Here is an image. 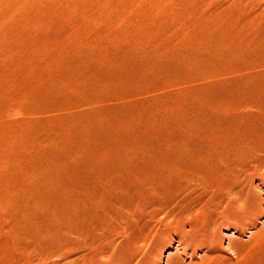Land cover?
I'll return each instance as SVG.
<instances>
[{
	"label": "rangeland",
	"instance_id": "obj_1",
	"mask_svg": "<svg viewBox=\"0 0 264 264\" xmlns=\"http://www.w3.org/2000/svg\"><path fill=\"white\" fill-rule=\"evenodd\" d=\"M263 39L264 0H0V264H77L84 250L63 254L64 226L84 221L99 238L111 204L135 198L137 183L104 184L98 172L153 171L164 194L201 191L234 161L222 148L264 132L226 111L242 101L240 67L264 54ZM239 188L246 214L214 216L201 241L170 228L144 264H264V173ZM105 233L97 264H125L126 253L111 256L121 238Z\"/></svg>",
	"mask_w": 264,
	"mask_h": 264
},
{
	"label": "bare ground",
	"instance_id": "obj_2",
	"mask_svg": "<svg viewBox=\"0 0 264 264\" xmlns=\"http://www.w3.org/2000/svg\"><path fill=\"white\" fill-rule=\"evenodd\" d=\"M26 4V3H25ZM29 6V5H28ZM31 8V7H30ZM33 10V9H32ZM262 27V26H261ZM257 30V29H256ZM260 32V31H259ZM111 34V33H110ZM207 36V35H206ZM261 40V39H260ZM264 40V39H263ZM262 41V40H261ZM263 45V44H261ZM107 46V45H106ZM259 47V46H258ZM264 47V46H262ZM260 47V48H262ZM108 49V48H107ZM261 51H264L263 49ZM250 52V51H249ZM256 52V51H255ZM250 58V57H249ZM252 60V59H251ZM250 62V61H249ZM244 63V62H243ZM259 69V70H257ZM257 70V71H256ZM237 75V74H236ZM94 76V75H93ZM238 76V75H237ZM237 91L238 97H242V101H239V106L228 107L226 111L233 112L231 116H233L234 124L239 122H246L251 119H257L260 123H264V54L258 53L256 55V60L249 63L243 64L239 70V78L237 81ZM218 85V84H217ZM230 85V84H229ZM226 87V86H225ZM236 88V87H235ZM126 89V88H125ZM131 89V88H130ZM205 89V88H204ZM207 91V90H206ZM124 92V91H123ZM139 92V90H138ZM222 94V93H220ZM231 95V94H230ZM127 96V95H126ZM131 96V95H130ZM214 97V96H213ZM208 98V97H207ZM129 99V98H128ZM127 99V100H128ZM142 99V98H141ZM184 99V98H183ZM130 100V99H129ZM133 100V99H132ZM140 100V99H139ZM226 100V99H225ZM227 101V100H226ZM145 102V101H144ZM180 102V101H179ZM182 102V101H181ZM235 103V102H234ZM132 104V103H131ZM200 104V103H199ZM199 107V106H198ZM145 108V107H144ZM176 110V107H175ZM216 110V109H215ZM199 111V110H198ZM222 112V111H221ZM182 113V112H181ZM163 114V113H162ZM188 114V113H187ZM208 114V113H207ZM258 114V115H257ZM164 115V114H163ZM191 115V114H190ZM257 115V116H256ZM174 116V115H173ZM180 116V115H179ZM186 116V115H185ZM230 116V114H229ZM230 116V117H231ZM256 116V117H255ZM206 117V116H204ZM226 117V116H225ZM219 119V118H218ZM202 120V119H201ZM230 120V119H229ZM256 120V121H257ZM209 121V120H208ZM254 121V120H253ZM186 122V121H185ZM207 123V122H206ZM175 124V123H173ZM212 124V123H211ZM253 124V123H252ZM153 125V123H152ZM165 125V124H164ZM178 125V124H177ZM197 125V124H196ZM223 125V124H222ZM232 125V124H231ZM245 125V124H244ZM243 125V126H244ZM147 126V125H146ZM167 126V125H166ZM165 126V127H166ZM179 126V125H178ZM242 126V127H243ZM172 126L171 128H173ZM221 127V126H220ZM149 128V127H147ZM162 128V127H161ZM175 128V127H174ZM217 128V127H216ZM228 128V127H227ZM239 128V127H238ZM190 129V128H189ZM202 129V128H201ZM213 129V128H212ZM211 129V130H212ZM243 129V128H242ZM193 130V129H192ZM225 130V129H224ZM248 130V129H247ZM257 130V128H256ZM256 130H253V134H243V137L239 138V136H235L237 138L236 143L230 147H224L221 149L223 152L222 157H225V160L228 164V161L232 163L230 166L226 167V169L218 174L210 175L208 177L203 178V182L196 183L198 187H201V191L199 189H185L186 191L181 190V192L177 193L173 192V196H169V194H164L161 190L163 186V178L162 176H158L153 173V171L149 172H138V171H128L127 173H99L98 175L101 179L104 180V184H115L116 186L119 183H122L121 180H126L128 182H135L136 191H133L132 187H129L126 193H128L129 189L132 188L131 192L135 193V198L129 203L130 200H126L127 206L123 204L124 199L120 200V202H116L111 204L107 201V196L111 195V192L107 191V187L102 186L100 194L102 198L106 199L101 203L111 204L112 206V214H110V218L105 219L106 221H110L107 224H101V228H103V233H105L104 229H109L107 232L114 233L115 235H119L121 238V247L118 246V243L115 244V249L111 252V256L118 257L117 255L120 253H126L127 258L125 264H144L146 259L149 256L156 257V249L159 244L169 239L167 234L169 233L170 228H176V233H182L183 236H189L191 239L200 240L208 235V231L212 229L211 221L214 216L225 215L227 217L238 216L242 214H246V211L250 208L248 200L249 196L245 194L243 190L239 187L242 186L246 177L250 171L260 170L264 173V132L262 134H256ZM165 131V129H164ZM200 131V130H199ZM234 131V130H233ZM236 132V130H235ZM244 132V131H243ZM258 132V131H257ZM158 133V132H157ZM160 133V132H159ZM191 133V131H190ZM240 133V132H239ZM166 134V133H165ZM171 134V133H169ZM168 134V135H169ZM172 135V134H171ZM170 135V136H171ZM187 135V134H186ZM232 135V134H231ZM168 136V137H170ZM202 136V135H201ZM218 136V135H217ZM167 137V138H168ZM173 137V136H171ZM205 137V136H204ZM227 138V137H226ZM155 139V138H154ZM222 139V138H221ZM162 140V139H161ZM167 140V139H166ZM160 141V140H159ZM189 141V140H188ZM223 141V140H222ZM221 141V142H222ZM239 141V144H237ZM148 143V142H147ZM159 143V142H157ZM162 144V142H160ZM168 143V142H167ZM172 143V142H171ZM170 144V143H169ZM141 145V144H140ZM201 145H203L201 143ZM92 147V146H91ZM103 147V146H102ZM197 147V146H196ZM132 148V146H131ZM139 148V147H138ZM158 148V147H157ZM198 148V147H197ZM215 148V147H214ZM218 148V147H217ZM221 147H219L220 149ZM95 149V148H94ZM141 149V148H140ZM139 149V150H140ZM130 150V149H129ZM132 150V149H131ZM145 150V149H144ZM143 150V151H144ZM205 150V149H204ZM215 150V149H214ZM224 150V151H223ZM114 151V150H113ZM134 151V150H133ZM137 151V150H135ZM217 151V149L215 150ZM110 152V151H109ZM149 152V151H148ZM219 152V151H218ZM106 153V152H105ZM165 153V152H164ZM167 153V152H166ZM202 153V151H201ZM109 154V153H108ZM144 154V153H143ZM210 154V153H209ZM216 154V153H215ZM220 154V153H219ZM110 155V154H109ZM121 155V154H120ZM128 155V154H127ZM155 155V154H154ZM161 155V154H159ZM170 155V154H169ZM172 155V154H171ZM218 155V154H217ZM107 156V155H106ZM104 156V157H106ZM114 156V155H113ZM118 156V155H117ZM158 156V155H157ZM177 156V155H176ZM208 156V155H207ZM98 157V156H97ZM102 157V156H101ZM108 157V156H107ZM144 157V156H143ZM142 157V158H143ZM148 157V156H146ZM169 157V156H167ZM166 157V158H167ZM175 157V156H174ZM193 157V156H192ZM202 157V156H201ZM200 157V158H201ZM127 158V157H125ZM154 158V157H153ZM179 158V157H178ZM211 158V157H210ZM105 159V158H104ZM110 159V158H109ZM141 159V158H140ZM144 159V158H143ZM150 159V157H149ZM156 159V158H155ZM184 159V158H183ZM203 159V158H201ZM205 159V158H204ZM232 159V160H231ZM125 160V159H124ZM123 160V161H124ZM167 160V159H166ZM177 160V159H176ZM219 161V159H217ZM239 160V161H237ZM138 161V160H137ZM200 161V160H199ZM90 162V161H89ZM98 162V161H97ZM208 162V161H207ZM237 162V163H236ZM99 165L103 164L102 162H98ZM173 163V162H172ZM181 163V162H180ZM131 164V163H130ZM135 164V163H134ZM174 164V163H173ZM172 164V165H173ZM204 164V163H203ZM222 164V163H221ZM219 163V165H221ZM84 165V164H83ZM91 165V164H90ZM109 165V164H108ZM129 165V164H128ZM133 165V164H132ZM154 165V164H153ZM168 166V165H167ZM177 166V164H176ZM197 166V165H195ZM205 166V165H204ZM222 166V165H221ZM220 166V167H221ZM90 167V166H89ZM88 167V168H89ZM99 167V166H98ZM102 168L104 167L101 166ZM109 167V166H108ZM107 163H106V168ZM116 167V166H115ZM175 167V166H173ZM209 167V166H208ZM223 167V166H222ZM87 168V167H86ZM101 168V169H102ZM110 168V167H109ZM176 168V167H175ZM180 168V167H178ZM198 168V166H197ZM213 168V167H211ZM105 169V168H104ZM103 169V171H104ZM111 169V168H110ZM135 169V168H133ZM207 169V168H206ZM94 170V169H93ZM99 170V168H98ZM115 170V169H114ZM113 170V171H114ZM166 170V169H163ZM214 170V169H213ZM216 170V169H215ZM108 171V170H107ZM106 171V172H107ZM110 171V170H109ZM112 171V170H111ZM112 171V172H113ZM172 169L169 171L171 172ZM178 171V170H177ZM180 171V170H179ZM204 171V170H203ZM218 171V170H217ZM173 172V171H172ZM206 172H209L208 169ZM259 172V171H258ZM204 173V172H203ZM255 173V172H254ZM168 174V173H167ZM206 174V173H205ZM171 175V174H170ZM168 175V177L170 176ZM181 175V174H179ZM261 175V174H260ZM175 177V176H174ZM173 177V178H174ZM189 177V176H188ZM167 178V176H166ZM169 178H172L171 176ZM172 178V179H173ZM176 178V177H175ZM192 178V177H191ZM190 179V178H189ZM193 179V178H192ZM201 179V178H200ZM191 180V179H190ZM195 180V179H194ZM193 180V181H194ZM96 181V180H95ZM198 181V178H197ZM249 181V180H248ZM196 182V181H194ZM76 183V182H75ZM96 185L102 182H95ZM167 183V182H166ZM170 183V181H169ZM77 184V183H76ZM90 184V183H89ZM103 184V183H102ZM130 184V183H128ZM134 184V183H132ZM131 184V185H132ZM180 184V183H179ZM186 184V183H185ZM184 184V185H185ZM123 185V184H122ZM138 185V187H137ZM167 185V184H166ZM196 185V187H197ZM93 186V185H92ZM95 186V185H94ZM99 186V185H97ZM96 186V187H97ZM120 186V185H119ZM134 186V185H133ZM180 186V185H179ZM183 186V184H182ZM113 187V186H111ZM118 187V186H117ZM123 187V186H122ZM125 187V186H124ZM135 187V186H134ZM187 185L185 186V188ZM197 187V188H198ZM244 187V186H243ZM242 187V188H243ZM83 188V187H82ZM92 189L93 187L90 186ZM165 188V187H164ZM240 190H239V189ZM94 189V188H93ZM118 189V188H117ZM166 189V188H165ZM174 189V188H172ZM84 190V189H83ZM121 190H118V192ZM164 190V189H163ZM245 190V189H244ZM86 191V190H85ZM88 191V190H87ZM91 191V190H90ZM93 191V190H92ZM98 192V191H97ZM96 192V193H97ZM168 192V191H167ZM80 193V192H79ZM93 193V192H92ZM123 193V191H122ZM125 193V192H124ZM123 193V194H124ZM66 194V193H65ZM88 194V193H87ZM122 194V196H123ZM71 195V193H70ZM92 195V194H90ZM94 195V194H93ZM92 195V196H93ZM127 195V194H126ZM172 195V193L170 194ZM95 196V195H94ZM115 196V195H114ZM23 198V197H22ZM77 198V197H76ZM75 198V199H76ZM97 198V199H98ZM118 198V197H117ZM120 198V197H119ZM130 198V197H129ZM179 199L176 201V199ZM24 199V198H23ZM67 199V194H66ZM92 199V198H91ZM95 199V198H93ZM95 199V200H97ZM111 199V198H110ZM112 200V199H111ZM118 200V199H117ZM99 201V200H98ZM98 201L96 203H98ZM122 201V202H121ZM176 201V202H175ZM54 202V201H53ZM52 202V203H53ZM83 202V201H82ZM89 202V201H88ZM93 202V201H92ZM112 202V201H111ZM64 203V202H63ZM95 203V201H94ZM92 203V205L94 204ZM95 203V204H96ZM104 203V204H105ZM126 203V202H125ZM46 204V203H45ZM55 204V203H54ZM84 204V202H83ZM87 204V203H86ZM94 204V205H95ZM99 204V203H98ZM97 205V204H96ZM101 205V204H100ZM69 206V205H68ZM75 206V204H74ZM106 206V204H105ZM104 206V207H105ZM19 207V206H18ZM38 207V206H37ZM73 207V206H72ZM101 207V206H100ZM103 207V206H102ZM101 207V208H102ZM108 207V206H107ZM17 208V207H16ZM30 208V207H29ZM54 208V207H53ZM52 208V209H53ZM65 208V207H64ZM74 208V207H73ZM72 208V209H73ZM77 208V207H76ZM100 208V209H101ZM106 208V207H105ZM109 208V207H108ZM75 209V208H74ZM111 209V208H110ZM125 209L124 213L119 210ZM17 210V209H16ZM26 210V209H25ZM29 210V209H28ZM41 210V209H40ZM44 210V209H43ZM103 210V209H102ZM49 211V210H48ZM53 211V210H52ZM73 211V210H72ZM91 211V209H90ZM105 211V210H104ZM103 211V212H104ZM108 211V210H107ZM13 212V211H12ZM17 212V211H16ZM25 213V211H23ZM22 212V213H23ZM28 212V211H26ZM14 213V212H13ZM21 213V214H22ZM74 213V212H73ZM81 213V212H80ZM87 213V212H86ZM106 213V212H104ZM107 212L106 214H108ZM10 214V213H9ZM12 214V213H11ZM66 214V213H64ZM250 214V213H249ZM23 215V214H22ZM30 215V214H27ZM26 215V216H27ZM50 215V214H49ZM47 214V216H49ZM55 215V214H54ZM109 215V214H108ZM4 216V215H3ZM42 216V215H41ZM85 216V215H84ZM93 216V215H92ZM96 218L100 215L96 213ZM105 216V214H104ZM1 217V216H0ZM10 217V216H9ZM8 217V219H9ZM80 217V216H79ZM87 217V216H86ZM85 217V218H86ZM90 217V216H89ZM88 217V218H89ZM105 217H108L107 215ZM2 218V217H1ZM27 218V217H26ZM29 218V217H28ZM36 218V217H35ZM41 218V217H39ZM49 218V217H48ZM75 218V217H74ZM84 218V217H83ZM82 218V219H83ZM84 218V220H85ZM171 218L172 222L168 220ZM233 218V217H232ZM13 219V216H12ZM76 219V218H75ZM87 219V218H86ZM92 219V218H91ZM95 219V218H93ZM224 219V218H223ZM26 220V219H25ZM100 217L99 220L100 221ZM103 220V219H102ZM170 220V221H171ZM1 221V220H0ZM18 221V220H17ZM74 221H78L74 220ZM86 221V220H85ZM84 221H80L77 223H68L66 224L63 239L61 245H63V254L65 256L70 255L75 251H83V257H79L77 264H97L98 257L105 253V249L101 243L104 241L101 237L95 234L94 230L89 231L84 227ZM104 222V221H103ZM33 223V222H32ZM57 223V222H56ZM62 223V222H61ZM100 223V222H99ZM102 223V222H101ZM154 223H158V226H155ZM14 224V223H13ZM28 224V223H26ZM52 224V223H51ZM60 224V223H59ZM87 224V223H86ZM1 225V224H0ZM10 225V223H9ZM96 223L91 221V226L96 227ZM214 225V224H213ZM4 226V225H3ZM12 226V225H11ZM18 226V225H17ZM22 226V225H20ZM33 226V225H32ZM63 226V225H62ZM2 227V226H1ZM35 227V226H34ZM61 227V225H60ZM91 227V228H92ZM90 228V230H91ZM98 229V226L96 227ZM94 228V229H96ZM13 229V228H12ZM23 229V228H22ZM96 229V231H97ZM27 230H29L27 228ZM36 230V229H35ZM39 230V229H38ZM36 230V231H38ZM54 230V229H53ZM175 229H173L174 231ZM214 230V229H213ZM1 231V230H0ZM99 231V229H98ZM99 231V232H100ZM106 232V233H107ZM11 233V232H10ZM18 233V232H17ZM44 233V232H43ZM101 233V232H100ZM105 233V234H106ZM22 234V233H21ZM25 234V233H23ZM50 234V233H49ZM60 234V233H59ZM99 234V233H98ZM36 235V234H35ZM100 235V234H99ZM110 235V233H109ZM17 236V235H16ZM14 236V237H16ZM24 236V235H23ZM44 236V235H43ZM48 236V235H47ZM107 236V234H106ZM114 236V235H113ZM169 236V234H168ZM177 236V235H176ZM181 236V237H183ZM104 237V236H103ZM40 238V236H39ZM106 238V237H105ZM112 238V237H111ZM118 238V237H117ZM185 238V237H184ZM36 239V238H35ZM43 239V237L41 238ZM40 239V240H41ZM114 239V238H113ZM119 239V238H118ZM182 239V238H180ZM179 239V240H180ZM206 239V237H205ZM30 240V239H29ZM116 240V239H115ZM114 240V241H115ZM183 240V239H182ZM203 240V239H202ZM16 241V240H15ZM22 241V240H21ZM39 241V240H38ZM169 241V240H168ZM190 241V240H189ZM26 242V241H25ZM40 242V241H39ZM116 242V241H115ZM105 243V242H104ZM103 243V244H104ZM166 243V242H165ZM197 243V242H196ZM199 243V242H198ZM108 244V243H107ZM14 245V244H13ZM32 245V243H31ZM116 245L119 248H116ZM112 246V245H111ZM110 246V247H111ZM33 247V246H32ZM106 247V246H105ZM113 247V246H112ZM163 247V246H162ZM104 249V251L102 250ZM4 249V248H3ZM7 249V248H6ZM9 250V249H8ZM24 250V249H23ZM59 251V250H58ZM125 251V252H122ZM17 252V251H16ZM7 253V252H6ZM19 253V252H18ZM179 253V252H178ZM15 255V254H14ZM16 256V255H15ZM24 256V255H23ZM106 256V255H105ZM110 256V257H111ZM158 256V255H157ZM262 256V255H261ZM27 257V256H26ZM13 259V258H12ZM17 259V257H16ZM19 259V258H18ZM155 259V258H154ZM123 260V259H122ZM264 260V259H263ZM10 261V260H9ZM20 262V261H19ZM71 262V261H70ZM70 262H67L70 264ZM73 262V261H72ZM71 262V263H72ZM264 262V261H263ZM8 263V261L6 262ZM5 263V264H6ZM66 263V264H67ZM152 263V262H151ZM11 264V263H8ZM262 264V263H261Z\"/></svg>",
	"mask_w": 264,
	"mask_h": 264
}]
</instances>
